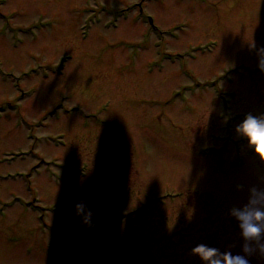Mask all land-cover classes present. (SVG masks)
Returning <instances> with one entry per match:
<instances>
[{
    "label": "rangeland",
    "instance_id": "obj_1",
    "mask_svg": "<svg viewBox=\"0 0 264 264\" xmlns=\"http://www.w3.org/2000/svg\"><path fill=\"white\" fill-rule=\"evenodd\" d=\"M263 217L264 0H0V264H264Z\"/></svg>",
    "mask_w": 264,
    "mask_h": 264
},
{
    "label": "flooded vegetation",
    "instance_id": "obj_2",
    "mask_svg": "<svg viewBox=\"0 0 264 264\" xmlns=\"http://www.w3.org/2000/svg\"><path fill=\"white\" fill-rule=\"evenodd\" d=\"M109 126H104V127H90V128H87V129H92V128H96V129H98V130H102V131H107V130H111L114 134H120V132H119V130H120V126H118L117 128V130L114 128V127H111V128H108ZM87 131H90V130H87ZM70 134H72V133H70ZM82 160H85V159H82ZM25 202H28V203H32V207H35V204L34 203H36V201L35 200H31L30 202H29V200H26Z\"/></svg>",
    "mask_w": 264,
    "mask_h": 264
}]
</instances>
